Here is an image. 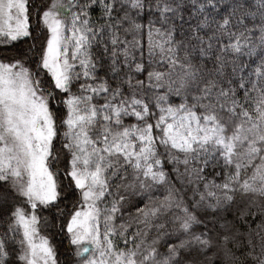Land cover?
<instances>
[{
    "label": "snow or ice",
    "instance_id": "6c2138e0",
    "mask_svg": "<svg viewBox=\"0 0 264 264\" xmlns=\"http://www.w3.org/2000/svg\"><path fill=\"white\" fill-rule=\"evenodd\" d=\"M257 7L258 22L249 0H192L195 27L177 39L176 0H0V49L13 50L0 54V264H59L38 213L65 179L76 264H206L213 247L222 264H264ZM234 206L246 232L216 216ZM201 208L223 234L193 231Z\"/></svg>",
    "mask_w": 264,
    "mask_h": 264
},
{
    "label": "trees",
    "instance_id": "16d2710c",
    "mask_svg": "<svg viewBox=\"0 0 264 264\" xmlns=\"http://www.w3.org/2000/svg\"><path fill=\"white\" fill-rule=\"evenodd\" d=\"M39 2V0H37ZM155 2V0H153ZM177 3L181 4V8L178 9L177 13L175 14V17L172 21V26L176 28V38L181 39L184 37V32L188 31L189 27L192 28L195 27L196 20H195V12L192 8V0H176ZM249 3L251 4L250 11L256 14L255 19L256 22L259 21V9L257 7L259 0H249ZM148 19H152V17H145L142 21H137L139 23L147 25ZM251 19V17H250ZM159 27V25H156ZM251 26V25H249ZM183 29V31H181ZM259 35V33H257ZM192 33L189 34V37L191 38ZM131 38V37H129ZM144 44H145V51L147 50V28L145 27V33H144ZM18 47H26V45H20ZM13 50H6V49H0V54H11ZM139 55V54H137ZM194 63H197L194 61ZM212 65L209 63L207 65V68H211ZM102 75V73H101ZM146 76V73L144 74ZM144 76L139 77L140 79H144ZM57 150H59L60 145L57 143L56 145ZM61 169L63 168V164L60 165ZM182 169V168H181ZM166 171H170L169 169H166ZM61 176L63 177V172H61ZM172 181H175V176L170 178ZM220 182V181H218ZM68 180H64V192L62 195L64 196L63 199L60 200L59 204L55 207H51L48 209H43L38 213V215L41 218V235L47 236L50 240V243L54 247V249L57 252V258L59 260V264H67V262L71 261V264L74 260V252L73 248L69 246V241L67 238V235L65 232H62L60 229V224L63 221V217L60 215L62 211L66 210L67 208H71L72 202L75 199V196L72 194V190L67 187ZM167 187V186H166ZM165 187V188H166ZM176 187L179 188V183H176ZM165 188L163 189V192L165 193ZM2 193V192H0ZM163 195L160 196L162 199ZM4 194V193H3ZM166 194V193H165ZM193 193L191 189H187V196L185 197L186 202L191 201ZM191 197V198H190ZM198 199V196L196 195V200ZM191 210V209H190ZM204 209H197L196 213L198 215V218L204 221V224L194 227V232H203L207 229H212V235L215 237L217 232H221L223 234V230L220 228L221 223H225V221L216 220L215 224L212 222L214 217L211 214L209 210V215L204 216L203 215ZM239 215V211L233 207L232 210L228 212H218L216 213V216H225L227 222L229 223V227L232 229V231H236L237 229L241 232H246L247 228L244 227V222L242 221H234V216ZM251 221V217L249 218V222ZM259 223V219L256 220L255 223H252L251 226L253 229H255L256 224ZM206 225V228H205ZM7 228V221L0 219V233H3ZM229 247H232L229 245ZM161 249L167 250L166 246H162ZM237 256L240 255V253H236ZM211 258V259H208ZM201 260H206V264H222L223 262V252L218 247H213L211 251L207 252L205 256L200 257Z\"/></svg>",
    "mask_w": 264,
    "mask_h": 264
},
{
    "label": "rangeland",
    "instance_id": "374dc122",
    "mask_svg": "<svg viewBox=\"0 0 264 264\" xmlns=\"http://www.w3.org/2000/svg\"><path fill=\"white\" fill-rule=\"evenodd\" d=\"M181 171H183V169H181ZM166 186H163V187H161L158 191H156L155 192V196L156 197H159L160 198V196L161 195H163V189L165 188ZM201 188H202V186H201ZM4 194L3 193H0V197H2ZM164 195H165V193H164ZM197 196H198V199L197 200H199V194H197ZM192 197V196H191ZM190 197V198H191ZM142 206V205H141ZM132 211L134 212L135 211V209H132ZM120 221H117V223H119ZM166 246V245H165ZM161 250V252H165V249L163 250V249H160ZM73 252H74V249H73ZM72 264H76V261H75V258H74V260H73V263Z\"/></svg>",
    "mask_w": 264,
    "mask_h": 264
}]
</instances>
